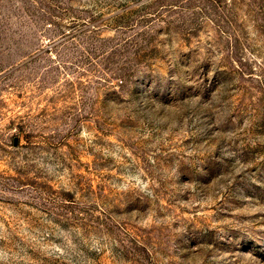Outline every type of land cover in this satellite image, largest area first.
Segmentation results:
<instances>
[{"label":"rangeland","instance_id":"1","mask_svg":"<svg viewBox=\"0 0 264 264\" xmlns=\"http://www.w3.org/2000/svg\"><path fill=\"white\" fill-rule=\"evenodd\" d=\"M0 264H264V0H0Z\"/></svg>","mask_w":264,"mask_h":264}]
</instances>
